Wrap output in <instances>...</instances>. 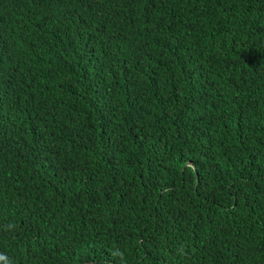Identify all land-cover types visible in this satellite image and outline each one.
<instances>
[{
    "label": "trees",
    "instance_id": "16d2710c",
    "mask_svg": "<svg viewBox=\"0 0 264 264\" xmlns=\"http://www.w3.org/2000/svg\"><path fill=\"white\" fill-rule=\"evenodd\" d=\"M0 254L264 264V0H0Z\"/></svg>",
    "mask_w": 264,
    "mask_h": 264
},
{
    "label": "clouds",
    "instance_id": "9594fccd",
    "mask_svg": "<svg viewBox=\"0 0 264 264\" xmlns=\"http://www.w3.org/2000/svg\"><path fill=\"white\" fill-rule=\"evenodd\" d=\"M113 255H114V256H115V255H120V256H122V253L116 251V252H113ZM0 261H4L5 264H9V261H8L7 257H6L4 254H0Z\"/></svg>",
    "mask_w": 264,
    "mask_h": 264
},
{
    "label": "bare ground",
    "instance_id": "6f19581e",
    "mask_svg": "<svg viewBox=\"0 0 264 264\" xmlns=\"http://www.w3.org/2000/svg\"><path fill=\"white\" fill-rule=\"evenodd\" d=\"M205 120V119H204ZM159 148H161V147H158L157 149H159ZM155 152V151H154ZM157 154V153H156ZM159 155V154H158Z\"/></svg>",
    "mask_w": 264,
    "mask_h": 264
}]
</instances>
